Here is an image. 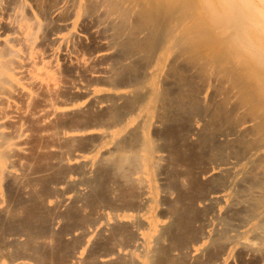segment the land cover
<instances>
[{"label": "bare ground", "instance_id": "bare-ground-1", "mask_svg": "<svg viewBox=\"0 0 264 264\" xmlns=\"http://www.w3.org/2000/svg\"><path fill=\"white\" fill-rule=\"evenodd\" d=\"M236 253L264 258V0H0V264Z\"/></svg>", "mask_w": 264, "mask_h": 264}, {"label": "rangeland", "instance_id": "rangeland-1", "mask_svg": "<svg viewBox=\"0 0 264 264\" xmlns=\"http://www.w3.org/2000/svg\"><path fill=\"white\" fill-rule=\"evenodd\" d=\"M81 24H78L77 25V28H76V31H82V29L84 28L85 30L88 28V26H86V25H81ZM83 26H85V27H83ZM87 27V28H86ZM79 28H80V30H79ZM86 32H88L89 33V30H86ZM83 34L85 33L84 32V30H83V32H82ZM88 33H85L84 35L87 37V38H89L91 35H86V34H88ZM91 33V32H90ZM89 33V34H90ZM56 63H57V72H58V76H57V78H58V80H60L61 81V83L64 81L65 83H69V81L71 80V85H74V86H79V85H83V86H87L88 84H87V82H85L86 81V79L85 78H83V76L81 75H79L78 74V72L77 71H75V70H70V68H66V63L65 62H63V60L61 59V58H58V59H56ZM62 61V62H61ZM62 63H63V65H62ZM65 63V64H64ZM62 66V67H61ZM68 66V65H67ZM97 71H98V69H96ZM74 71V72H73ZM64 73H65V75H64ZM64 75V76H63ZM93 75H96V74H93ZM62 77H65V78H62ZM74 77V78H73ZM78 77H80L79 79H78ZM81 77H82V79H83V82L81 81L82 79H81ZM75 78H76V80L78 79L79 81H77V82H75L74 83V81H72L73 79L75 80ZM85 79V80H84ZM67 81V82H66ZM63 82V83H64ZM85 82V83H84ZM79 83V84H78ZM92 86V87H91ZM90 87L91 88H98V89H102V86H101V84H92ZM39 89V90H38ZM33 91H34V94H35V97H34V99L37 101V99H38V101H42V102H40V104L41 103H44L43 101L45 100V101H47L48 99L47 98H49L50 100H51V98H52V96L54 95L52 92H49L48 90H46L45 88H42L41 89V87H36L35 89H33ZM42 92L41 94L40 93H38L37 94V92ZM44 93H47L46 94V96H48L47 98L45 97V98H43L44 100H40L43 96H44ZM53 95H52V94ZM43 94V95H42ZM41 96L42 95V97H40V99H39V97L36 99V96ZM52 95V96H51ZM47 99V100H46ZM76 101H74V103L76 104V105H83L84 104V99H82V98H76L75 99ZM38 101H37V103H38ZM33 102V101H32ZM34 103H36L35 101H34ZM33 103V104H34ZM32 104V107L33 106H35V105H33ZM39 104H37L36 105V107L38 106ZM42 105V104H41ZM36 107H34L35 109H39V106H38V108H36ZM58 120H62V119H64V120H67V118H57ZM57 120V121H58ZM32 125V124H31ZM31 125H30V127H31ZM38 126V127H37ZM31 128H34V129H30L31 130V132L29 131V133H28V138L26 139V141L25 142H27V143H25L24 145H23V147L25 148V149H27L26 151H25V154L24 155H22V158H23V160L22 159H19L18 158V160L22 163V165H26V166H30L31 165V167L32 166H34V167H36L38 164H36V163H38L39 161H40V158H43V157H40V158H38L39 156H41L42 155V153L44 152L43 150H44V146H46L47 145V143H48V139L45 137V136H43L44 135V133L42 132V129H43V126L41 127V126H39V125H32V127ZM40 130V132H39V130ZM36 129V130H35ZM34 132H33V131ZM36 131V132H35ZM32 136H31V135ZM35 136H34V135ZM40 135V136H38V135ZM30 135V136H29ZM33 137V138H32ZM35 137V138H34ZM47 139V140H46ZM45 140H46V145H43V144H45ZM50 142V141H49ZM43 143V144H42ZM27 144H28V146H27ZM51 143H48V145L47 146H49ZM41 146H43V147H41ZM46 146V147H47ZM42 148H43V150H42ZM41 151H40V150ZM38 151V152H37ZM43 151V152H42ZM41 153V154H40ZM42 156H45V153H43V155ZM19 157H21V156H19ZM26 157V158H25ZM37 158H38V162H36L37 161ZM36 159V160H35ZM29 160L30 161H33L30 165H29ZM35 160V161H34ZM23 162H25L24 164H23ZM34 162H35V164H36V166H35V164H34ZM28 164V165H27ZM33 164V165H32ZM24 165V166H25ZM33 167V168H34ZM5 189H4V186H3V184H2V188H1V192H2V195L4 196V193H5V191H4ZM4 198H5V196H4ZM237 253H236V256H234V258H233V264H264V258H262V260H258L256 257H252V256H249L248 258H246V259H243V257L242 256H240V255H238V257H237ZM240 257V258H239ZM252 258V259H251ZM256 258V259H255ZM242 259V260H241ZM247 261V262H246ZM254 261V262H253Z\"/></svg>", "mask_w": 264, "mask_h": 264}]
</instances>
